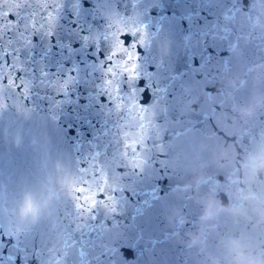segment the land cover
<instances>
[{
  "label": "water",
  "instance_id": "95a60500",
  "mask_svg": "<svg viewBox=\"0 0 264 264\" xmlns=\"http://www.w3.org/2000/svg\"><path fill=\"white\" fill-rule=\"evenodd\" d=\"M41 2L0 32V264L264 247V0Z\"/></svg>",
  "mask_w": 264,
  "mask_h": 264
},
{
  "label": "snow or ice",
  "instance_id": "6c2138e0",
  "mask_svg": "<svg viewBox=\"0 0 264 264\" xmlns=\"http://www.w3.org/2000/svg\"><path fill=\"white\" fill-rule=\"evenodd\" d=\"M39 7H43L41 0H0V25H3V27L0 28V32H8L12 28H16L17 31H19V24L16 17L19 16L22 11L28 13L24 18L25 20L35 23L36 25H41L42 23L37 19V13L33 11V9ZM43 25H47V27L50 28L51 22L44 19ZM28 26V24H25V28ZM132 44L133 41L131 36L125 38V35L121 34L118 39H116L114 46L111 42L109 43V52L107 56H105L104 52L100 53V56L108 61L103 71L105 77H111V79H105L104 81L105 87H107L110 92L116 90L118 86L115 84L117 77L123 81L121 86L124 89H128L132 86V82L135 79L134 73L136 71V66L132 63L135 58V53L132 52L130 54L129 52L130 45ZM4 61H8L7 56L4 57ZM8 79H10V75L5 77V82H7ZM143 85L144 81L141 80L140 86L143 87ZM75 183L76 182H73V191L76 194V198L86 200L89 207L95 206L96 202L94 199L83 196L87 185L84 184V182H79L84 184V186L77 187L74 186ZM103 193L104 189L101 188L98 193L101 200L104 198Z\"/></svg>",
  "mask_w": 264,
  "mask_h": 264
}]
</instances>
